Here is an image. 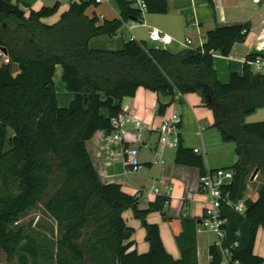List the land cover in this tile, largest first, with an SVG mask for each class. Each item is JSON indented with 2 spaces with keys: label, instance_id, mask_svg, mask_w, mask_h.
<instances>
[{
  "label": "trees",
  "instance_id": "16d2710c",
  "mask_svg": "<svg viewBox=\"0 0 264 264\" xmlns=\"http://www.w3.org/2000/svg\"><path fill=\"white\" fill-rule=\"evenodd\" d=\"M94 1L72 2L52 24L42 19L55 15L59 2L29 8L22 16L0 11V45L9 58L0 64V250L8 260L21 251V264L38 258L36 238L11 226L40 203L57 224L55 264H197V220L165 210L168 196L159 195L147 209H139L138 196L125 192L124 183L103 178L90 141L98 132L113 130L111 118L123 111V99L135 96L139 87L172 98L176 91L197 93L212 110V126L221 139L235 143L238 160L230 168L233 179L223 186L224 193L235 203L243 199L254 170L258 167L264 174V121H244L264 107V73L254 72L251 63L257 55L250 54L242 72L233 71L229 82L222 83L214 55L229 56L235 43L247 39L251 25L217 26L205 34L202 48L178 52L137 39L118 50L93 48L92 38L113 36L124 22L143 18L133 0H115L120 17L99 23L97 15L86 14ZM144 2L148 13L168 11L167 0ZM57 65L73 93L68 107L58 105ZM167 107L160 104L159 113ZM173 164L199 170L200 191L207 172L203 156L180 144ZM258 193L256 200L245 199L243 213L223 206L228 222L222 247L230 249L231 262L264 263L253 252L257 230L264 224V183ZM129 208L147 230L146 253L131 249L134 229L123 216ZM153 211L169 221L181 259L165 249L159 225L147 222ZM209 254L210 264H222L220 247L211 245Z\"/></svg>",
  "mask_w": 264,
  "mask_h": 264
},
{
  "label": "crops",
  "instance_id": "0c3cea01",
  "mask_svg": "<svg viewBox=\"0 0 264 264\" xmlns=\"http://www.w3.org/2000/svg\"><path fill=\"white\" fill-rule=\"evenodd\" d=\"M16 1L12 0V2ZM74 1L80 0H22L23 3L19 4L24 9L25 15H28L29 8L38 10L43 6H53L59 2V11L53 16L42 19L43 22L52 24L59 20L61 13L68 10ZM167 1V13H148L147 16H143V21L138 23L147 30L148 35L144 41L149 46H160L150 40L149 32L153 27L173 36L171 42L161 45V47L172 52H178L188 48H202L205 34L217 26L250 23L251 28L247 39L244 42L235 43L229 56L215 52V68L219 81L228 83L233 71L242 72L248 55L256 54L264 57V1L213 0V5L207 0ZM92 4L88 7L86 14L90 17L97 15L99 23L105 19L113 20L120 17V10L115 0H104L99 3L94 1ZM137 22L134 20L126 21L117 34L104 36L101 41L111 44L110 47L103 48L116 50L111 49L114 48L115 43L123 45L131 39L138 40L139 38L133 30ZM186 38H189L190 42H187ZM90 45L93 48H102L96 42L91 43L90 41ZM251 64L254 67L253 63ZM59 66L61 65L56 67L54 77L59 71ZM59 75H61L60 71ZM57 88L56 85L59 102ZM72 99H67V102ZM160 104L168 105L164 114L159 113ZM122 108L133 113L142 121V141L124 144L109 142L106 140V132H98L90 141V147L94 150L103 178L106 181L124 183L123 190L125 192L138 196L137 204L141 210L147 209L149 203L153 202L157 196H168L170 201L165 210L176 216L182 214L185 217L196 219V224H198L206 199L197 189L199 170L173 164L177 148L163 146L159 142V125L164 116L170 115L173 111H178L183 119L180 127L181 144L187 148H198L199 154L204 158L207 170L230 169L238 160L235 145L232 142L231 144L224 142L221 136H219L220 138L217 137L214 131L216 128L212 126L214 122L213 112L203 105L202 99L197 93H187L181 100H178L139 87L135 96L123 99ZM102 113L107 116L109 111L103 108ZM244 121L247 123L264 121V107L247 115ZM129 129L133 133L137 131L134 124H130ZM154 134L158 135L159 143L155 146L153 145ZM144 148L150 152L148 151L147 155L144 153L142 156ZM135 165L139 166L137 170L134 169ZM143 165L147 167L145 172H141ZM154 176L157 178L155 179ZM263 183L264 174L258 172L253 179L251 176L247 182L243 199L256 200L259 195V187ZM156 189L158 190L156 191ZM123 216L127 225L134 229L132 239L135 244L131 249H136L139 253L148 252L150 244L146 240L147 230L142 220L135 217L132 208L125 210ZM146 219L149 223L159 225L161 238L167 252L174 259H181L182 252L169 221L159 211L149 213ZM199 233L201 234L198 235L196 226L197 264H210L209 248L216 242V237L212 238L203 234L202 231ZM253 252L264 258V224L257 230Z\"/></svg>",
  "mask_w": 264,
  "mask_h": 264
},
{
  "label": "built area",
  "instance_id": "2783aa9c",
  "mask_svg": "<svg viewBox=\"0 0 264 264\" xmlns=\"http://www.w3.org/2000/svg\"><path fill=\"white\" fill-rule=\"evenodd\" d=\"M97 3L104 0H95ZM138 1L139 8L142 11H146V3L144 0ZM150 40L158 43L161 48V45L167 44L173 40V36L161 32L158 28L153 27L149 32ZM187 42H190L189 38H186ZM4 57L3 62H8V55H5L0 50V58ZM254 67L253 70L256 73H264V57L258 56L252 61ZM184 97V94L176 91L174 96L175 99L181 100ZM182 115L178 111H173L170 115L164 116L162 122L159 125V142L163 146L170 148H178L181 144V131L180 127L182 124ZM111 124L113 130L106 134V140L109 142H141V129L143 127L142 121L133 113L128 110H123L117 116L111 118ZM134 124L135 129L137 130L133 133L129 129V125ZM194 152L197 154L200 153L198 148L194 149ZM139 166L135 165L134 169L137 170ZM234 172L231 169L226 168H217L215 170H207L206 174L201 178V193L206 197L205 207L203 213L200 217V222L197 224V231L209 230L216 235V246L221 248L223 261L222 264H238L237 261L231 262L230 256L231 251L229 248L222 247V241L226 236V231L223 226L227 224L228 219L223 216L222 210L224 204L229 205L234 210L243 213L246 210L245 199H241L238 202H232L228 198V193H224L223 186L228 184L233 179ZM158 189H156L157 191ZM204 228V229H202ZM235 242L234 246H237ZM213 256L209 254V262Z\"/></svg>",
  "mask_w": 264,
  "mask_h": 264
},
{
  "label": "rangeland",
  "instance_id": "374dc122",
  "mask_svg": "<svg viewBox=\"0 0 264 264\" xmlns=\"http://www.w3.org/2000/svg\"><path fill=\"white\" fill-rule=\"evenodd\" d=\"M133 1H134V5L139 8L138 1H136V0H133ZM92 6H95V5L92 4ZM147 14H148V12L143 11V16H147ZM142 21H143V19H141L139 22L136 21L137 25L133 30H134V33L136 34V36L139 38L138 40L141 39V41H144V40H146V36L148 34H147V30L138 24ZM103 37L104 36L94 37L91 40V43L96 42L97 45H99L102 48L103 47H110L111 43H104L103 41H101V40H103L102 39ZM122 46H123L122 44H116L115 43L114 48H111V49L117 50V49H120ZM104 49H107V48H104ZM108 49H110V48H108ZM3 61H4V57L2 56L0 58V64H2ZM59 71L61 72V75H59ZM59 71L57 72L56 76L54 77V82L56 83V85L58 87L57 88L58 94H59L58 96L60 98L58 105L60 107H68L72 100H68V102H67V99H70V98L72 99L73 93L67 89V87H66V85L62 79V74H63L62 66H59ZM62 104H66V105L63 106ZM214 131L216 132L217 137L220 138L218 130L214 129ZM220 142H223V141H220ZM226 143L231 144V142H226ZM156 144H159L158 143V135L154 134L153 135V145L155 146ZM233 144L235 145V143H233ZM148 151L149 150H146L144 148V152H143L142 156L144 155V153L147 155ZM146 170H147V167L143 165L141 172H145ZM154 178L156 179L157 176H154ZM18 227L23 228L25 235L34 236L36 238V240L38 241V245H39V252L40 253H39L38 258L36 260L30 258L27 264H34L35 261H39L42 264H55L57 224H56V221L54 220V218L44 209L42 204L36 203L27 212H25L23 215H21L19 220L11 226V228H14V229H16ZM202 229H204V228H202ZM202 233L207 234V235L211 236L212 238L216 237V235L209 230H203ZM200 234L201 233H199V231H198V235H200ZM20 253H21V251H19L12 260H8L6 255L0 250V264H21V262L19 261Z\"/></svg>",
  "mask_w": 264,
  "mask_h": 264
},
{
  "label": "water",
  "instance_id": "95a60500",
  "mask_svg": "<svg viewBox=\"0 0 264 264\" xmlns=\"http://www.w3.org/2000/svg\"><path fill=\"white\" fill-rule=\"evenodd\" d=\"M264 1V0H262ZM0 11L5 14H16L18 16L24 15V9L20 6L17 2H11L8 0H0ZM0 50L5 54L8 55V50L6 47L0 45ZM259 168L257 167L253 174L252 179L257 175ZM200 222V221H198Z\"/></svg>",
  "mask_w": 264,
  "mask_h": 264
}]
</instances>
